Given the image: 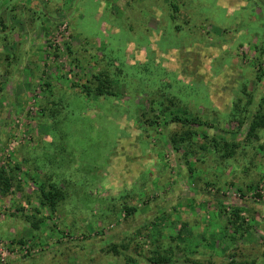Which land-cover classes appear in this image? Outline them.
<instances>
[{"label": "rangeland", "instance_id": "rangeland-1", "mask_svg": "<svg viewBox=\"0 0 264 264\" xmlns=\"http://www.w3.org/2000/svg\"><path fill=\"white\" fill-rule=\"evenodd\" d=\"M39 2L0 1V264H264V0Z\"/></svg>", "mask_w": 264, "mask_h": 264}, {"label": "trees", "instance_id": "trees-1", "mask_svg": "<svg viewBox=\"0 0 264 264\" xmlns=\"http://www.w3.org/2000/svg\"><path fill=\"white\" fill-rule=\"evenodd\" d=\"M173 8V12H177L176 6L173 4L171 5ZM110 79L104 72H99L97 75H93V81L87 80V83H82L81 91L86 93L87 95H91V93H95L97 95H112L110 91ZM75 85V84H73ZM174 121H182L180 116L175 115L173 117ZM184 121H187L184 119ZM264 130V114H254L250 120L248 129H247V137L248 138H257L258 131ZM172 142H175V138L173 137ZM213 142H217L214 138ZM225 152L222 154L223 157H232L237 145L235 143L225 142L224 144ZM217 147V144H215ZM12 188V177L9 175L6 170L2 167L0 168V191L1 192H9ZM241 190V189H240ZM39 203L41 206H47L51 211L55 210L56 205L63 199L64 193L59 190L54 183H48L47 188H40L39 192ZM125 211L130 214L134 211V207H124ZM241 210L239 208H231L230 212L228 213L227 218V227L232 229L233 232L238 233L239 229H241V225L244 223L243 217L240 216ZM152 263L154 264H176L177 261H172L171 258L166 256H159L156 255L155 258H151ZM228 264H246V262H235L231 260Z\"/></svg>", "mask_w": 264, "mask_h": 264}, {"label": "crops", "instance_id": "crops-1", "mask_svg": "<svg viewBox=\"0 0 264 264\" xmlns=\"http://www.w3.org/2000/svg\"><path fill=\"white\" fill-rule=\"evenodd\" d=\"M0 1H2V0H0ZM9 2H13V5L17 6L18 8H21V7L23 8L24 6H29L31 8H35L36 16H38L39 4H40L39 0H9ZM236 2L240 3L241 0H236ZM13 5H10L8 7L11 8ZM2 13H3V11L0 10V31L4 34L12 32V35H14L13 31L11 30L13 28V25L11 24V22L8 21L9 19L5 15H3ZM4 34H0V36L2 37V35H4ZM13 38L19 39V37L16 34Z\"/></svg>", "mask_w": 264, "mask_h": 264}, {"label": "built area", "instance_id": "built-area-1", "mask_svg": "<svg viewBox=\"0 0 264 264\" xmlns=\"http://www.w3.org/2000/svg\"><path fill=\"white\" fill-rule=\"evenodd\" d=\"M4 258H2V260H3Z\"/></svg>", "mask_w": 264, "mask_h": 264}]
</instances>
